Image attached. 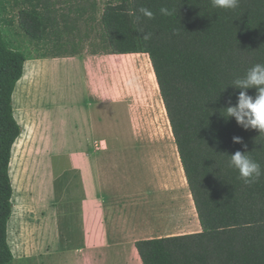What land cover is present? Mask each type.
Here are the masks:
<instances>
[{
	"label": "trees",
	"instance_id": "obj_1",
	"mask_svg": "<svg viewBox=\"0 0 264 264\" xmlns=\"http://www.w3.org/2000/svg\"><path fill=\"white\" fill-rule=\"evenodd\" d=\"M11 3L21 33L51 46L53 58L80 55L95 32L102 49L95 55H149L202 231L138 242L142 263L264 264V175L245 184L229 166L230 155L247 151L264 170V133L243 129L223 111L237 103L233 81L264 64V0H240L234 10L211 0H106L102 8L98 0H0V264L14 262L10 166L22 128L13 96L28 61L2 33V23L13 25L2 17ZM161 7L174 14L161 15ZM247 92L256 95L254 88Z\"/></svg>",
	"mask_w": 264,
	"mask_h": 264
},
{
	"label": "crops",
	"instance_id": "obj_2",
	"mask_svg": "<svg viewBox=\"0 0 264 264\" xmlns=\"http://www.w3.org/2000/svg\"><path fill=\"white\" fill-rule=\"evenodd\" d=\"M61 61L82 70L85 88L76 97L81 122L72 125L76 134L61 147L70 164L62 177L74 174L77 190L74 197L73 184L66 183L60 209L54 194L44 206V263L143 264L138 242L200 233L175 141L148 137L166 125L167 116L149 55L80 54L30 66L27 61L20 82L29 80L27 66L38 77L41 65ZM140 61L150 70L143 71ZM167 124L171 129L169 119ZM67 214L75 215V236L61 234L60 218Z\"/></svg>",
	"mask_w": 264,
	"mask_h": 264
},
{
	"label": "rangeland",
	"instance_id": "obj_3",
	"mask_svg": "<svg viewBox=\"0 0 264 264\" xmlns=\"http://www.w3.org/2000/svg\"><path fill=\"white\" fill-rule=\"evenodd\" d=\"M105 1L98 0L100 8ZM7 8L8 12L2 17L12 19L13 25L10 27L2 23L1 29L5 40L13 48L25 53L28 65L44 59L42 58L44 55L50 56L47 60L53 59L51 56L55 54V50L51 46H37L29 41L19 29L18 9L13 8L12 3L8 4ZM97 38H99L97 32L92 33L89 40L84 38L81 54L100 53L102 49L95 42ZM71 50L72 48L68 47V51ZM29 66H27L29 80H23V83L18 84L13 97L15 117L23 134L17 143L12 174L10 173L11 177L13 176L14 216L9 223V243L15 255L13 264H50L44 263L48 238L43 221L44 206L54 194L57 197V208L60 209L66 183L73 184L74 191L71 193L75 197L77 190L75 175L67 173L62 177L64 169L70 164L67 162V154L62 152L61 147L65 141L73 137L72 134H76L75 126L72 125L75 123L79 125L81 122L77 115L76 97L85 88L82 70L69 62H47L39 68L38 77ZM20 87H24V90L19 91ZM67 109H72L73 113H69ZM165 119V126L161 124L158 130L148 133L150 139L174 140L166 115ZM60 229L63 236L77 235L75 215L62 216Z\"/></svg>",
	"mask_w": 264,
	"mask_h": 264
},
{
	"label": "clouds",
	"instance_id": "obj_4",
	"mask_svg": "<svg viewBox=\"0 0 264 264\" xmlns=\"http://www.w3.org/2000/svg\"><path fill=\"white\" fill-rule=\"evenodd\" d=\"M211 4L215 8L234 10L239 7L240 0H211ZM139 11L148 19L154 18V13L148 8H140ZM159 12L163 16L174 14V10L167 7H161ZM150 38V33L143 36L145 40ZM232 87L240 89V92L237 103L223 110L226 113V118H234L236 123L245 130L253 129L258 130L260 134L264 133V64L254 65L242 78L235 79ZM253 88L256 89L254 97L248 95L247 92ZM229 104H231V100H229ZM233 142L241 144L247 149L242 138L233 137ZM248 153L247 151H236L230 155L229 166L238 170L239 176L245 184H253L264 175V170Z\"/></svg>",
	"mask_w": 264,
	"mask_h": 264
},
{
	"label": "bare ground",
	"instance_id": "obj_5",
	"mask_svg": "<svg viewBox=\"0 0 264 264\" xmlns=\"http://www.w3.org/2000/svg\"><path fill=\"white\" fill-rule=\"evenodd\" d=\"M138 59H143V58H138ZM142 61H143V60H142ZM142 61H140L141 64H142V70H143V71H146V69H147V70H150V69H149V66H148V64H147V62H145V61L142 62ZM140 62H139V63H140ZM129 65H130V64H129ZM132 66L135 67V65H132Z\"/></svg>",
	"mask_w": 264,
	"mask_h": 264
},
{
	"label": "built area",
	"instance_id": "obj_6",
	"mask_svg": "<svg viewBox=\"0 0 264 264\" xmlns=\"http://www.w3.org/2000/svg\"><path fill=\"white\" fill-rule=\"evenodd\" d=\"M101 147V143L96 144V148H100Z\"/></svg>",
	"mask_w": 264,
	"mask_h": 264
}]
</instances>
